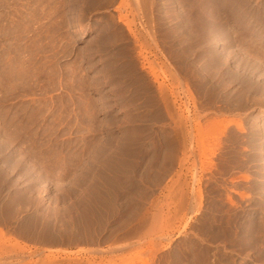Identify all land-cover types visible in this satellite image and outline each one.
<instances>
[{
    "label": "rangeland",
    "instance_id": "374dc122",
    "mask_svg": "<svg viewBox=\"0 0 264 264\" xmlns=\"http://www.w3.org/2000/svg\"><path fill=\"white\" fill-rule=\"evenodd\" d=\"M143 262L264 264V0H0V264Z\"/></svg>",
    "mask_w": 264,
    "mask_h": 264
},
{
    "label": "crops",
    "instance_id": "0c3cea01",
    "mask_svg": "<svg viewBox=\"0 0 264 264\" xmlns=\"http://www.w3.org/2000/svg\"><path fill=\"white\" fill-rule=\"evenodd\" d=\"M27 247H31V245H26Z\"/></svg>",
    "mask_w": 264,
    "mask_h": 264
},
{
    "label": "bare ground",
    "instance_id": "6f19581e",
    "mask_svg": "<svg viewBox=\"0 0 264 264\" xmlns=\"http://www.w3.org/2000/svg\"><path fill=\"white\" fill-rule=\"evenodd\" d=\"M193 228V227H192ZM203 241V240H202ZM144 264H146V262H143Z\"/></svg>",
    "mask_w": 264,
    "mask_h": 264
}]
</instances>
